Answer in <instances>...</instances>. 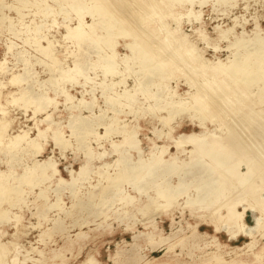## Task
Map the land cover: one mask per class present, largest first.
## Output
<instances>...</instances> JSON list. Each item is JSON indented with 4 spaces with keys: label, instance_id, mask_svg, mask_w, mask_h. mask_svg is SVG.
Instances as JSON below:
<instances>
[{
    "label": "bare ground",
    "instance_id": "6f19581e",
    "mask_svg": "<svg viewBox=\"0 0 264 264\" xmlns=\"http://www.w3.org/2000/svg\"><path fill=\"white\" fill-rule=\"evenodd\" d=\"M45 1L16 0L11 9L22 18L24 15L22 10L28 7V5L41 9ZM61 1L70 3L79 18L75 27H66L65 37L71 39L77 45L89 40L95 43L100 49V52H98L101 60L100 66L104 67L103 70L106 75L114 72L112 66L116 65L117 60H122L120 59L121 57L116 55V45L118 40H123L128 48L127 54L124 55V60H122L123 64L128 67H135L134 65L138 64L141 74H159V78L162 77L160 80L162 83L165 82L164 84H166L169 81L168 78L172 74L167 69H171L173 66H170V68L168 65L171 61V56H163L162 51L160 53L162 56L161 61L158 60L156 62V59L151 57V55H154L151 51H154L155 48L158 50L160 48L164 51L167 50L168 53L170 51L172 57L181 62L182 67L187 68L188 72L197 79H195V82L189 83L190 79L192 81V78H188L186 84L190 85L194 91H191L189 88V91L185 93L186 97L184 99H181L180 96L175 97L176 90L174 91V89L165 87L164 94L168 98L166 99L167 101L159 105L161 109L163 108L166 111V115L163 116L161 121L162 125L167 127V130L164 134L161 132L158 133L160 136L157 135V139L163 138L162 145H156L155 140H152V146H147L150 147L149 153L146 155L147 157L143 155L133 164H121V160H119L117 163L115 162V170L117 171L112 172L110 169L112 173H109L108 170H102L103 172H100L99 176L101 178L100 181H104L106 185L102 186L99 192L95 191L98 184L94 186L95 188L91 186V189L86 194L81 195L80 198L74 192L73 195L76 194L77 201L72 203L71 208L76 207L80 210H90L92 205H96L94 203L95 197H100L101 203L104 204L110 201L111 194L114 196L118 194V203L123 208L125 207V209H122V212H126V209H136L142 214V219H144L139 222L146 231H138V234H144L147 241H153L155 236H159L160 243L169 242L172 238L179 236L182 228L175 230L170 236L161 237L160 231L155 227L154 215L163 214L168 216L171 228H174L180 224V221L176 222L173 215H169L171 210L179 209L181 210V214L184 213V210H187L190 216L201 219L207 226L213 228V235L205 233V236H210L211 240L203 243L199 248H208L212 244L215 247V251L211 253H207L206 251L204 252V256H210L215 264H232L235 259L226 261L220 250L227 249V251H230L228 253L233 252L237 255L242 249L237 247L231 248L227 243H221L217 234L224 229L229 241L235 240L237 233L244 231L243 212L245 208L252 207L257 210L258 218L254 220V226L259 235L264 237V29L254 19L255 25L250 31L237 32L232 26L233 28L228 27L230 32H226L219 25L213 29L216 38L211 37L212 35L201 23L202 12L200 8L207 3H213L214 6L221 7L233 6L236 0H121L125 5L124 11H120L121 13L115 11L120 6L119 3L117 7L113 6L115 7V10H113L106 3L107 0ZM117 1L120 2V0ZM86 14L91 18L89 24L83 22L84 15ZM20 19L19 22L21 23ZM194 20L198 23L200 21V24L196 26L191 25L189 33L182 31L186 23L194 24ZM238 20L239 18L233 19L234 26ZM254 20L252 21L254 22ZM138 21L139 24H137ZM243 21L245 20L243 19ZM172 22L175 26H171ZM140 24L147 27L145 28L147 31L144 32L143 29L145 36L139 30L141 26L138 25ZM9 25H11V21ZM21 31L23 32V30H16L15 32L21 33ZM26 32L33 34V39L29 38L36 44L35 48L38 52L47 57L52 64L56 65L60 63L51 41L48 40L46 45L39 44L38 40L40 38H38L37 33H40V31L35 27H28ZM147 34L148 36L155 35L158 38L152 43L154 45L156 43L154 49H151V44H149V40L146 38ZM220 37L226 39V48L230 53L224 59L217 58V62L206 59L198 44L201 43L206 46L212 44L213 47H216L215 42ZM104 50L109 51L108 55L103 54ZM164 54L166 55L167 52ZM105 60L108 64L103 63ZM80 66L81 63L75 60L72 67L61 69L60 75H57L59 77L57 78L58 80L52 83L59 90L63 82L75 80V76L79 74ZM177 70L179 71V69ZM25 71L29 73L30 70H24V73ZM178 71L176 72L175 69L174 75H177ZM179 74L178 76H180ZM198 78H203V80L199 81ZM198 84H201V87H198ZM116 86L118 87V85ZM147 86L144 87L138 84L131 90L132 92L128 90H125L122 94L118 92L119 95L113 98L110 94L108 96L110 98L108 99L113 105L118 107L123 105V102H129L138 98V95H144V97L148 98L149 96H146V91L150 89ZM21 99L25 103L34 106V115L39 112L41 113L44 107L46 108V106L55 103V98H50L47 93L25 95L22 92L18 100ZM66 99H70L68 95ZM123 99L124 101H121ZM152 106L149 105L147 109L152 108L153 110ZM121 107L123 109V106ZM188 111L192 112L189 117H209V122L214 127L209 129L206 126L205 120L203 123V120L198 118L199 120L196 122L192 118V122H195L194 124L198 126L199 131L181 133L175 136L176 126L171 125L173 116L175 114L181 115ZM0 112V146L4 145L16 150L10 152V160L12 162L15 160L16 155L19 154L18 150L22 149V146L33 148L37 154L41 153L44 148L42 139H44L45 134L49 130L46 127L47 125L44 128L38 127V134L36 138L33 137L34 139H27L26 134L11 136L7 131L11 125L10 120L7 118L8 112L5 109H0ZM220 116L223 118L219 119ZM215 118L218 119L217 123L213 121ZM119 130H122V133H120L124 137H121V139L123 138L121 142L115 141V148L117 147L118 150H121V145L132 148L137 147L139 140L134 136L135 131L132 128L125 127L123 129L119 128ZM119 130L115 128L113 131L119 133ZM88 131L90 132V129L87 125L81 121H76L72 134L73 136H77L78 132L87 134ZM54 140L62 147L68 146V143L59 136H56ZM170 148H174L175 151H170ZM86 151L88 155H91L89 147H86ZM140 154L142 155V153ZM127 158L129 157L127 156ZM56 164L51 159L45 158V160L41 161L34 160L32 165H28L23 169L20 167L22 171H16L14 168L6 171L0 170V221L5 220L8 214L2 205L12 198L23 202L26 193L33 192V190L27 192V189L35 186L39 188L38 194L40 199L43 200V206L46 210L63 208V203L59 196L54 202L49 201L48 190L45 187V185L52 183H67L61 180L60 176L58 177ZM87 166V164L81 165L78 173L73 175L67 184L71 185L76 181H80L87 173L89 175V167L87 168ZM241 166H243L244 170L241 169ZM173 179H176V181L172 182L171 180ZM124 184L131 185L133 195L123 189ZM141 194L145 197L144 201H142V197L137 196ZM183 198L185 199L183 200ZM180 200L183 201L180 202ZM43 213L38 216L44 218ZM150 214L153 216H149ZM101 215H104V219L106 218L104 213H101ZM20 218L21 216L15 217L14 224L16 229H18L16 225H20ZM198 224L196 222L192 227V231L196 234H199L197 230ZM42 234L49 235L51 232L50 230H45ZM242 235L244 236V233ZM248 236L250 237L251 244L253 242L256 243L253 235L249 234ZM19 240V229L13 233L12 240L3 243L0 239V264H16L19 262L18 245L16 244ZM180 242L181 238L176 239L173 244L168 243L169 249ZM253 247L245 246L244 248L248 252H251V255L258 264H264L262 253L251 251ZM59 249L61 250L62 247ZM58 250L53 251V256L48 259L51 261L57 260L60 263L67 262L69 259H65L64 255L60 253L61 251L57 253ZM38 254L40 255V259H32L27 254L23 255L24 259L21 263L25 264V261L31 260L32 264H47L48 259L41 257L43 256L42 252L39 251ZM86 254L85 260L79 264H98L92 252L89 251ZM136 258L135 261L143 260L137 254ZM208 261H210L209 258ZM152 262L143 260L142 264H150ZM53 264L58 263L54 261Z\"/></svg>",
    "mask_w": 264,
    "mask_h": 264
},
{
    "label": "rangeland",
    "instance_id": "374dc122",
    "mask_svg": "<svg viewBox=\"0 0 264 264\" xmlns=\"http://www.w3.org/2000/svg\"><path fill=\"white\" fill-rule=\"evenodd\" d=\"M122 1L107 0L106 3L113 10H115L113 6L117 7L119 3L120 6L115 11L121 13L120 11H124L123 8L125 6ZM15 2L16 0H0V106L2 105L0 109H5L8 112L7 118L10 120L11 125L7 131L11 136L26 134L27 139H32L33 137L36 138L38 127L44 128L47 125L46 127L49 130L46 133L47 135L45 134L44 139H42L44 148L38 154L33 148L22 146V149L18 150L19 154L16 155L15 160L12 162L10 160V152L16 150L8 146H0V170L6 171L14 168L16 171H22L24 167L32 165L34 160L41 161L46 158L57 163L58 177L60 176L61 180L68 183L73 175L78 173L81 165L87 164V168L89 167V175L87 173L83 179L71 185L67 183L45 185L48 190L49 201L54 202L59 196L63 203V208L46 210L43 206L44 202L38 194L39 188L36 186L27 189V192L30 190H33V192L26 193L23 202L12 198L2 205L8 214L5 220L0 221L1 241L4 243L12 240L15 230H20V240L16 243L18 245L19 262L16 264H22L21 262L24 259L22 256L25 254L32 259H40L39 251L42 252L43 256L41 257L48 259L53 256V251L61 247L62 249H59L57 253L61 251L60 253L64 255V258H68L69 260L65 263H60L57 260L51 261L48 259L47 264H53L54 261L58 264H79L85 260L86 253L89 251L94 254V258L98 264H142L143 260L153 261L150 264H215L210 256H204V252L211 253L215 251V247L211 244L208 248H199L203 243L211 240L210 236H205V233L213 235V228L207 226L201 219L190 216L187 210H184L183 214H181V210L179 209L171 210L169 215H173L176 222L180 221V224L174 228H171L168 216L163 214L154 215L155 227L160 231L161 237L170 236L172 232L182 228L179 236L172 238L169 242L160 243L159 236H155L153 241H147L144 234H138V231H146L139 222L144 218L142 219V214L136 209H126V212H122V209H125V207L123 208L118 203V194L115 195L116 197L111 194L110 201L104 204L101 203L100 197H95L94 203L96 205H92L90 210H80L76 207L71 208L72 203L77 201L76 198H80L84 193L86 194L91 189V186L94 187L98 184L94 188L95 191L99 192L100 188L106 185L104 181H100V172L108 170L109 173H112L117 171L115 170V165L119 160H121V164H133L135 161L137 162L138 158L143 155L146 156L149 153L150 147L147 146H152V140H155L156 145H162L163 138L157 139V135L161 132L164 134L167 130V127L163 126L161 121L163 116L166 115V111L163 108L161 109L159 105L167 101L168 97L164 94L165 87L174 89V91L176 90L175 97L180 96L181 99H184L186 97L185 93L189 91V88L191 91H194L186 82H188V78H192V81L190 79L189 83L195 82L197 80L195 76L189 73L187 68L182 67L181 62L174 59L170 51L168 53L167 50L156 49V43L155 45L152 43L158 38L155 35L148 36V34L146 38L149 40V44H151V49L155 48L154 51H151L154 54L151 57L156 59V62L158 60L161 61L162 56L160 53L162 51L163 56H171V61L168 65L169 67L173 66L167 70L172 75L168 78L169 81L166 84L160 81L162 77L159 78V74H141L138 64L134 65L135 67H128L123 64L122 60H124V55L127 54L128 50L123 40H118L116 45V55L121 57L120 59L122 60H117L116 65L112 66L114 72L106 75L103 70L104 67L100 66L101 60L98 56L100 49L95 43L89 40L77 45L71 39L65 37L66 27H75L79 19L70 3L68 4L61 0H46L41 9L28 5V7L22 10L24 15L21 18V16L11 9V6ZM222 7L214 6L213 3H207L200 8L202 12L201 23L212 35L211 37L216 38L213 29L219 25L226 32H230L228 27H234L237 32L250 31L255 25V20H257L260 27L264 29V0H236L233 6H228L229 8L227 6ZM234 18H239L235 26L233 25ZM19 19L22 21L21 23ZM8 20L11 21V25H9L10 21ZM129 21L131 22V20ZM83 22L87 24L91 22L88 14L84 15ZM194 22V24L186 23L182 31L189 33L193 25L200 24V21L198 23L194 20ZM137 24H139V21ZM138 26H141L139 30L145 36L143 29L145 32L147 31L145 30L147 27L143 24ZM171 26H175V24L172 22ZM28 27H35L40 31V33H37L38 38H40L38 40L39 44L46 45L48 40L53 43L55 53L58 55L60 61L59 64H52L47 57L36 50V44L30 39H33V34L26 32ZM16 30H23L25 33L22 31L21 33L15 32ZM143 37L142 39L145 38ZM215 43L216 47H213L212 44L206 46L199 43L198 45L206 59L217 62V58L224 59L230 52L226 48V39L220 37ZM153 45L154 47H152ZM166 52L167 54L165 55L164 53ZM108 53L109 51H103V54L108 55ZM157 57L159 58L157 59ZM75 60L81 63L79 74L75 76V80L63 82L58 90L57 86L52 82L58 80L57 78H59L61 69L72 67ZM103 63L108 64L106 60ZM174 65L176 72L179 69L178 72L180 74H178L180 76L178 74L174 75ZM181 67L183 68V72ZM24 70L30 71L29 73L26 71L24 73ZM156 75L159 80H157ZM198 80L202 81L203 78H198ZM153 81L154 83L152 84ZM138 84L144 87L149 86L150 90L146 91V96H149L148 98L144 97V95H138L139 97L132 101L123 102V105H121L123 109L121 106L117 107L113 105L108 99L110 98L108 97L110 94L113 98L119 95V93L122 94L125 90L132 92L131 90ZM197 86L201 87V84ZM22 92L25 95L47 93L50 98H55V103L46 106V108L44 107L41 113L39 112L34 115V106L32 104L25 103L23 99L18 100ZM67 95L70 98L69 100L66 99ZM121 101H124V99ZM147 105H153V110L152 108L147 109ZM190 113L192 112L188 111L181 115L175 114L173 116L171 125L176 126L175 136L181 133L199 131L198 126L194 124L195 122H192V118L196 122H198V118H201L203 123L205 120L206 126L209 129L214 127L209 122V117H189ZM217 118H215L216 121L213 119L214 123H217ZM220 118L222 119L223 117L220 116ZM76 121H81L87 125L90 132L88 131L87 134L78 132L77 136H73L72 131ZM125 127L132 128L135 131L134 136L139 140V144L135 148L121 145L122 149L118 150L117 147L115 148V141H123L121 137L124 136L121 134L122 130H119V128L123 129ZM113 128H117L119 133H115ZM56 136L64 139L69 147H62L54 140ZM45 139L46 141H44ZM86 147L91 149L92 156L88 155ZM170 151L174 152L175 149L170 148ZM241 169L244 170L243 166H241ZM174 180L176 181V179L171 181L175 182ZM123 189L131 195L134 194L129 184H124ZM74 192H76L77 197L76 194L73 195ZM112 193L114 192L112 191ZM137 196L142 197V201L145 200L142 194ZM183 200H180V202ZM42 212H44V218L38 216L42 215ZM101 213L105 214V219ZM152 214L149 216H153ZM16 216H21L20 225H16L18 229L15 228L14 224ZM257 218V210L247 207L243 212L244 231L238 232L239 234L237 233L235 240L229 241L224 229L217 234L221 243H227L231 248L237 247L242 249L237 255L233 252L228 253L230 251H227V249H221L220 252L226 261L235 259L232 264H258L251 255V252H248L244 248L245 246H254L251 251L262 253L264 263V237L259 235L254 226V220ZM196 222L199 223L197 226L199 234L192 231V227ZM45 230H50L51 234H42ZM242 233H244V236ZM249 234L255 237L256 243L253 242L251 244ZM179 238H181V242L169 249L168 243L173 244ZM72 243H74L73 246H71ZM136 254L140 255L143 260L135 261L137 259ZM117 255L119 256L117 257ZM208 258L210 261H208ZM201 260H203L202 263ZM31 262V260H27L25 264H32Z\"/></svg>",
    "mask_w": 264,
    "mask_h": 264
}]
</instances>
